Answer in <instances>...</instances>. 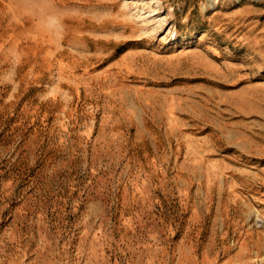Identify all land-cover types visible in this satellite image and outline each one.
<instances>
[{
	"label": "rangeland",
	"instance_id": "obj_1",
	"mask_svg": "<svg viewBox=\"0 0 264 264\" xmlns=\"http://www.w3.org/2000/svg\"><path fill=\"white\" fill-rule=\"evenodd\" d=\"M0 264H264V0H0Z\"/></svg>",
	"mask_w": 264,
	"mask_h": 264
},
{
	"label": "bare ground",
	"instance_id": "obj_2",
	"mask_svg": "<svg viewBox=\"0 0 264 264\" xmlns=\"http://www.w3.org/2000/svg\"><path fill=\"white\" fill-rule=\"evenodd\" d=\"M215 4V2L213 1L212 3H211V5H214Z\"/></svg>",
	"mask_w": 264,
	"mask_h": 264
}]
</instances>
